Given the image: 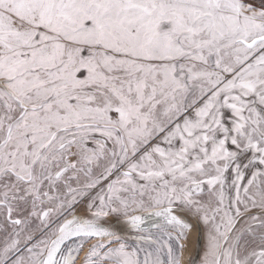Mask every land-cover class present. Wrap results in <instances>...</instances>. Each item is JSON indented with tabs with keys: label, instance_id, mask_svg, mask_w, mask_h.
<instances>
[{
	"label": "snow or ice",
	"instance_id": "1",
	"mask_svg": "<svg viewBox=\"0 0 264 264\" xmlns=\"http://www.w3.org/2000/svg\"><path fill=\"white\" fill-rule=\"evenodd\" d=\"M0 264H264V0H0Z\"/></svg>",
	"mask_w": 264,
	"mask_h": 264
},
{
	"label": "rangeland",
	"instance_id": "2",
	"mask_svg": "<svg viewBox=\"0 0 264 264\" xmlns=\"http://www.w3.org/2000/svg\"><path fill=\"white\" fill-rule=\"evenodd\" d=\"M195 237H196V235H195V233H193V236L191 238V249H192V251H194V247H195V241H196Z\"/></svg>",
	"mask_w": 264,
	"mask_h": 264
},
{
	"label": "bare ground",
	"instance_id": "3",
	"mask_svg": "<svg viewBox=\"0 0 264 264\" xmlns=\"http://www.w3.org/2000/svg\"><path fill=\"white\" fill-rule=\"evenodd\" d=\"M195 235H196V234H195ZM195 239H196V237H195ZM196 249H197V241H195V247H194V251H193V252H195Z\"/></svg>",
	"mask_w": 264,
	"mask_h": 264
},
{
	"label": "water",
	"instance_id": "4",
	"mask_svg": "<svg viewBox=\"0 0 264 264\" xmlns=\"http://www.w3.org/2000/svg\"><path fill=\"white\" fill-rule=\"evenodd\" d=\"M197 247H198V244H197Z\"/></svg>",
	"mask_w": 264,
	"mask_h": 264
}]
</instances>
